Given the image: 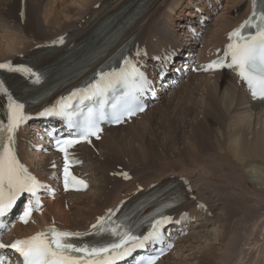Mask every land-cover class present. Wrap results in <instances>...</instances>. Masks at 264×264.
Segmentation results:
<instances>
[{
	"label": "bare ground",
	"instance_id": "1",
	"mask_svg": "<svg viewBox=\"0 0 264 264\" xmlns=\"http://www.w3.org/2000/svg\"><path fill=\"white\" fill-rule=\"evenodd\" d=\"M77 1L79 2L78 6L83 8L86 7V11L89 10L88 15L86 14L87 15L86 20L82 23L81 20L85 19V17H81L78 21L75 22V24L71 25V28L56 27L54 28L55 31L53 30L50 31L51 32L50 34H46V29L40 27L41 24L40 25L38 24L39 22L38 10L39 8H42L44 5L45 7L47 6V4L49 5V0H12L11 2L9 0H0V11L2 13V14L0 13V19H2L1 16H3L5 18L4 21L7 20L13 21V19L16 20L17 23H20L21 29H18L17 26V28L13 27L16 29V30L14 29L13 31L14 32L20 31V33L24 36L33 34L34 37L33 39L37 41L35 43L28 44V46L21 47V49L19 47H18L19 49L16 50L11 49L13 48L12 47L13 31H12L10 35L11 38L9 40L10 43L6 44L4 47L2 46V48L0 47V63L11 62L13 66L28 67L31 68L33 72L41 76L39 83H36L35 77L33 76L26 75L21 72H10L7 69H0V72L4 73L3 76L0 78V81L4 82L5 87L11 91L12 95H14L15 92H18L19 98H21V94L29 87V85L30 87L35 88L36 94L43 93L47 88L48 91H52L53 89H51V87L54 85L53 81L63 78L67 73L62 69L63 65H65L66 59L60 56L61 55L65 56L63 50L69 45H71V42L82 43L81 45L79 44L76 45V47L79 50L75 52V55L80 57L79 59L80 63L79 64L74 63V69L78 70L79 73L83 74L86 72V70H91V66L87 63L88 58L84 55L83 52V49L84 47H86V45L90 46L94 51V53H100V51L103 49H110V48L114 49L115 47L128 41L129 38L134 35H136V39L138 40L140 34L143 32L140 36L142 44L138 46V49L142 51L143 48H147L148 51L147 49L143 50L146 51L147 55L158 58V60L161 61L164 67L168 66L169 68H172L171 65H168L167 63V57L170 56L172 49L175 52L179 53V51L182 48L186 46H191V43H193L194 41L192 39L194 36H196L187 32L186 35L190 37L189 42L187 41L186 44L182 45L177 43L176 41H173L172 46L168 45L170 43L168 40L169 38H166L171 35V31L170 33H167V29L170 30V26L172 27L175 26L174 17H176L179 12L181 13V15H184L182 14L183 12H181L182 9L187 10L189 14H191L190 10L192 9L191 3L193 2V0H191L189 3L186 4L189 5L188 7H186V5L183 4L184 3L182 2L183 0H173L170 7H168V10L170 9V13L167 12L165 13L169 15L163 14L164 16L162 15L163 13L162 11L165 12L166 9L165 8L162 9V7H158L159 5H161L160 2L163 3L162 0H158V2L157 0H77ZM97 1L99 2L94 3ZM165 3L167 6L169 1ZM72 4L75 3L73 2L71 3V5ZM251 5H252V0L229 1V4L227 6L228 8L227 9L225 8L226 11L225 16L220 17L217 20L215 19L214 21V22H220L217 31L215 33L211 32L210 34L204 33L205 35L208 36L205 35L202 36L204 37L201 42V44L203 43L202 44L203 47L199 50L200 55L198 58L199 61L196 64L197 68H199L198 65L200 62L205 61L214 54L217 47H222L224 44H226L229 41V34L233 30L239 28L240 25L244 22L245 18L250 14L252 10ZM1 7L3 9H1ZM156 8L158 10L162 9L160 16H158L157 19L162 18L163 16V20H162L163 26L161 27L159 32H157L154 35H151V31L154 29V27L153 26L151 27V24L149 23L153 22L156 19V14L155 13L152 14V11H154ZM59 13L60 12H58L56 8L53 9V11L49 10L47 14L45 13L46 15L44 16V22L46 23V25H49L54 21L52 17L49 18L50 14L54 15L55 19L58 20V17L56 16H58ZM19 15L23 19L19 18ZM92 16L95 17V20L93 22H91L92 20H90ZM180 17L181 16H178L177 19H179ZM234 17L237 18L239 17V18L237 21L234 22V20H232ZM65 18H68L67 14ZM145 22L149 24L148 25L149 28L148 29L146 28L144 29V31H142ZM37 26L38 29H36ZM211 26L212 25H210V27ZM177 27L178 28L183 27L186 29V27H189V25L186 23H179L177 24ZM104 29H111V34L104 41L95 43L99 41L98 39L99 36L101 35L100 32ZM48 30L50 29L48 28ZM194 30L201 31L202 27L200 28L199 26H196ZM174 31L175 30L173 29V32ZM60 38H63V41H66L68 39L69 42L66 47L60 45V43L57 42L55 44L59 45V48L61 49L57 51L53 50L50 52L44 50L45 46L53 43L54 41H59ZM152 38H157V39L156 41H153ZM206 38L210 42L207 41ZM212 42L214 43L210 45V43ZM168 47H171V50H168L167 49ZM138 49L136 48L135 50L134 48L132 53H134V51L137 52ZM7 51H11V52L7 53ZM144 56L142 54V57ZM92 60L96 62H100V61L104 62L106 59L93 55ZM151 65L156 67L155 64H151ZM190 67L191 66H189L188 64L187 65L184 64L182 68L187 69ZM192 77H198L199 79L198 78L191 79ZM206 79L215 80V81L209 84V80ZM69 82L70 80H68L65 83H69ZM63 84L58 85V87H56L55 90L58 91V89H60L61 85ZM180 91L184 92L187 95L188 94L191 95V93L198 91L195 95L197 96L200 93V95L203 96L202 97L203 99H194L192 97H189L190 100L184 104L186 105L185 108L186 110L185 109L183 110L185 114V119L178 120L176 116L175 120L173 121L175 128L172 132L174 133L175 137L173 136L172 138L165 140L166 139L165 136H164L165 139H163L161 136L159 137L160 139L159 140L157 134L158 144L159 141L162 140L161 147L163 150H165V153L168 154V155L166 154L164 155L167 156L166 158L170 159L172 157L169 156V153L171 155L176 156V153L178 151L180 155H184L185 157L190 156L191 158H193L192 161H195L196 162L195 164H202L200 163L201 160L203 162L205 157L208 159L209 156L215 160V161L213 160V163L215 162L217 163L216 159H218L219 163L220 162L226 163L228 167L231 166L232 168V172H230L231 178L229 177L230 176L229 174L226 175L229 169L228 167L227 168L223 167L224 163L223 164L220 163L221 165L219 166L218 171H221L220 175H222L224 178L227 176L229 178L228 181L232 185H235L237 187L234 188V190L239 191V194L242 195L239 194L238 195L235 194V195L241 196V198H238L237 196L235 197L230 196L231 198L228 199L227 198L228 196L225 194L228 193L226 192L225 189L226 187L224 188L221 186L213 187V183H210L208 181L209 177H205L203 178V180L206 181V185H208L210 188H212L215 191L214 194H211L209 198L208 197L204 198L202 194L198 193L194 185H193L194 190L191 193L190 190H188L187 188V183L185 182L184 177L180 176L181 173L177 174L176 177L165 176L162 179L157 180L152 184L148 185L147 187H144L141 191L135 189H133V191L129 190L127 191L126 194H121V196L119 197L115 195L114 192H112L111 182H120L119 179L123 177L122 174L127 173V170L126 172L125 170H123L125 162L120 163L122 159H124L121 158L122 155L120 150L122 148L120 142H125L124 139L128 140L126 144L125 143L123 144L124 147L127 145V147L130 148L133 142L131 140L132 137H136V136L139 137V135H137L136 133L140 131H143L142 134L144 135L145 134L144 132L146 131L145 129L147 123L144 126L141 123V125L138 127L137 126L131 127V129L127 130L124 134H117V132L119 133L122 129H126L127 125L131 124V122L133 121L135 122V120H138L139 118H144V116L149 112L148 111L149 109H154L161 104V101H159L158 104L152 106L151 108H147L143 114H139L135 118L129 120V122H124L122 125L117 126V128H107L104 131L101 140L102 139L110 140L111 142L109 143H111L110 146L111 149H105L104 151L103 149L104 144L101 142L100 143L94 142L93 146H89V148H87L86 146H79L74 148L75 152L77 151L80 152V153L77 152V155L81 158L83 155H86L88 159L89 158L96 159L97 156H101L103 158L102 162L99 164L98 170H100V174H102V172L105 171L104 175L102 174V184L103 185L104 183L106 184V190H104V192H98L96 195V200L94 201V203L97 201L95 203L98 207L97 210H93L90 216H86L83 219H80L78 223L76 222L78 221L77 219L78 217H76V220H70L71 219V218L69 219L70 215L67 214V212H72L70 211L72 207L69 206V204L71 203L70 199L71 198L75 199L76 197H80L81 202L76 203L75 205L76 207H74L75 210L79 209L78 208L79 204L88 206L89 201L82 199L83 198L82 193H76V194L62 193L61 197H59L61 201L57 200L58 197H56L54 201L48 203V208H46L45 210L46 214L44 213L45 216L43 217L44 224L45 225L52 224L53 222L54 228H56L57 230L61 229L60 231H64L63 229H65L71 232L88 234V235H84L82 239L79 241L81 243H87L96 237L95 235H91V233L95 231L92 228V224L95 221H97V219L100 217H107L109 215L110 209L113 212H115V216H116L124 206L127 205L131 206L135 201L142 198L143 194L146 193L147 191L150 194H154L162 197L167 193L166 183L170 182L171 183L170 189L171 191H173L174 195L176 196L183 195L185 196V200L186 199L188 200L189 198H191V196L194 197L190 203L182 206L183 208H185V211L183 210V212L181 213V215H185L188 218H190L192 214H196V219H195L196 223L195 225L193 224L196 227H193V229L207 230L209 226L214 225L213 224L214 219L218 220L219 216L217 215V217L214 218L216 214L215 216L214 214H212L213 206L211 205L209 199H211L212 202H219V205H221L220 210L223 211V213H221L222 215L220 216V222L218 221V223L221 224V227L219 225L220 232L215 233L213 231H205L206 233L203 234V239H205V242H207L208 240L209 241L218 240L219 244H222L223 242H225L222 241L224 237L223 234L226 233V237H224L226 238V242L222 245L221 250L218 251L221 254L216 253L217 248L215 247V245L209 243L207 245L208 247L206 246L207 249H204L203 253L198 252L201 255L200 257L196 258L197 262L195 264L227 263L232 258L231 255L236 254V250H238V245L242 240L241 238H239L241 227L244 228L246 225L245 222L249 220L250 217H253L254 213L257 212V209L255 208L254 204L249 203V201L251 202L253 199L247 201L248 200L247 198L248 196H246L247 192L244 193L246 189L243 190L244 189L243 183L245 182V180L246 181L249 179L252 180L255 189H258V191L256 190L258 194H256L257 192L255 193L256 196L264 195V165H262V163H264V113L261 112L262 114L260 115V117L258 116L259 118L257 119L255 118L253 119L254 116L250 118L246 115L244 116L245 117L244 118L242 117V114H240L241 117H239L238 115L235 116H231V115H233L235 111L237 112L239 108H243V107H245L244 109L250 108L251 110L256 111L261 108L260 107L261 105L264 104V100L256 101L249 96L247 91L245 93L244 85L242 81L238 79L233 74L232 71L231 72L221 71V72H216V74L202 73L201 75H195V73L193 72L191 75L188 76L187 80H185V82L181 84ZM177 107L178 104H175L174 110L178 109ZM244 111L246 112V110ZM255 125L256 126L258 125L260 127L259 130H256ZM150 126L151 125H149V127ZM31 127H34V125H32ZM133 131H135L136 133H133ZM172 132L170 131V133H168V137ZM249 134L251 135L250 139L248 138ZM135 141L137 140L135 139ZM168 143H172L176 145L175 147H177V145H180V148L168 149L167 148ZM142 144L143 143L141 140V145ZM127 147L125 148L127 154H130L132 156V153L134 151H135L134 153H138L137 157L140 154V157L138 158L136 157L137 160L136 161L134 160V163L136 164H140L141 162L140 163L138 162L140 160L147 161V159L152 160L153 164L162 161L161 160L162 157H160V155L157 154L158 151L155 152L156 148H152L150 144H147V142H146V147L132 146L131 150L127 149ZM98 149L100 152L98 151ZM153 149L155 151H153ZM111 150L113 153L115 152V150H118V155L119 153L120 155L112 162L109 161L111 162L110 164H107L104 162V160L105 157L111 158L113 156V155L110 156L109 151ZM125 151L123 152L126 153ZM143 152H145L146 154H144ZM22 155L27 163V166H30L31 159L33 157H36V154L32 151H27L26 153L22 152ZM40 158L41 160H43L42 164L44 163L45 167L51 164L47 162L48 160L49 161L53 160V158L48 155L40 156ZM212 159L211 160L208 159V160L212 161ZM114 162H117V165H121V167L119 168L120 170H117L116 166L115 167L113 166ZM127 163L129 164V162ZM204 163L205 165L208 166L206 162ZM210 165L212 164L210 163ZM209 167L210 166H208L207 168ZM207 168H206V174L210 173L209 175L212 176V178L210 179H213L214 177L217 180L219 175L218 177H216L217 175L215 176V174L216 173L219 174V172L216 171L215 173L213 171L209 172V169ZM216 168L214 167V169ZM75 170L77 172L79 171V173L81 171L80 168L78 167H76ZM48 171L50 172V170ZM119 171H123V172L119 173ZM38 176L41 180H43L42 176L40 175ZM105 176H110V178L105 179L104 178ZM243 178H245V180H243ZM225 179L227 180V178ZM108 190L111 191V194L107 197L108 199L105 200V204L100 207L101 204H98L99 203L98 200L101 197H105V193ZM113 196H116L115 199ZM66 200H67L66 202L67 205H65ZM76 200L77 199H75V201ZM107 201L112 202V203L109 202L111 203L109 207H106ZM257 203L259 202L256 201L255 204ZM200 204L202 205L200 206ZM203 207H206L205 210ZM192 208L194 210H197L198 213L192 212V214L189 215L186 209L191 210ZM82 209H80L79 212L83 211ZM117 209L119 210L117 211ZM239 212L242 213L243 215H241ZM70 214L72 215L74 213H70ZM115 216H113L112 219ZM81 220H84L86 222H83ZM74 222L76 223L74 224ZM64 223H70V224L66 226L64 225ZM16 229L19 230L16 236L18 238L23 237L24 235H29L33 230L37 231V229L35 228H33V230L31 229L30 231L29 228L20 225L17 226ZM8 237L9 236L5 235L4 239H8ZM187 237L179 238L178 240L180 243H183L184 241H187ZM192 239H196V237L193 236ZM177 248L178 245L177 247H175V249L172 252L169 253L168 256L164 257L162 262L165 259L169 258V256H171L172 253L177 250ZM158 264H160V262ZM179 264H186V263L179 262Z\"/></svg>",
	"mask_w": 264,
	"mask_h": 264
},
{
	"label": "snow or ice",
	"instance_id": "2",
	"mask_svg": "<svg viewBox=\"0 0 264 264\" xmlns=\"http://www.w3.org/2000/svg\"><path fill=\"white\" fill-rule=\"evenodd\" d=\"M252 4L251 16L229 34L230 43L224 55L212 61L205 70L235 69L240 80L251 91L253 98L264 99V0H252ZM250 27L256 29L255 34L244 35V30ZM57 42L63 43V38L53 43ZM136 55L141 56L142 51L138 49ZM124 65L125 67L119 71L98 72L94 81L73 90L68 97L61 98V101L52 108L39 113L41 116L65 117L69 128L79 129L75 136L68 137H57L54 132L49 133L55 140L57 149L64 153L65 190H68L70 182L73 186L87 187L84 180L71 176L68 149L80 142L91 143L89 137L92 136L99 139L101 131L99 120L104 119L106 115L102 107L98 115L95 109L89 108L84 121L73 124L71 117L74 113L70 109H73L75 105L69 101L76 100L83 103L86 100L95 99L102 106L108 93L123 84L127 90L121 99L112 105V113L108 117L111 122L121 123L125 117L144 111L138 98L150 87V81L132 59L125 58ZM0 69L33 76L36 83H39L41 79V76L33 72L31 68L13 66L11 62L0 63ZM0 96L7 99V122L0 120V217L11 212L17 202L27 196L30 202L25 205L22 214L18 217L21 222L27 224L34 209L39 210L41 207L38 193L46 185L32 175L20 161L15 147V137L19 127L31 118L25 114V104L12 95L3 81H0ZM122 175L125 179L130 178L127 173ZM176 202L173 200L172 203H166L156 209L159 218H152L150 230L143 235L134 234L133 226L128 223L127 217L123 219L118 217L113 220L115 212L110 209L107 217L98 218L97 223L92 225L95 231L91 235L109 234L115 237V240L81 243L79 241L82 237L88 234L60 231L51 227L31 237L17 239L11 245L0 243V250L11 248L22 257L23 264H120L132 257L138 249H146L149 244L163 241L162 229L165 225L172 223V217L163 215V208L172 207ZM165 251L166 249L161 248L152 255L141 256L136 260V264H156ZM0 264H3L2 258H0Z\"/></svg>",
	"mask_w": 264,
	"mask_h": 264
},
{
	"label": "rangeland",
	"instance_id": "3",
	"mask_svg": "<svg viewBox=\"0 0 264 264\" xmlns=\"http://www.w3.org/2000/svg\"><path fill=\"white\" fill-rule=\"evenodd\" d=\"M9 1L11 2L12 0H9ZM162 1H163V3L160 2L161 5H159L158 7H162V9L165 8L166 10L164 12V11H162V9L158 10L156 8L155 9L156 11L155 10L152 11V14L153 13L156 14V19H157L158 16H160L161 11L163 12L162 15L163 14L164 15H169V14H165L166 12L170 13V9L168 10V7H170V5H171L173 0H165V1L162 0ZM167 1H169V3L166 6L165 2H167ZM189 1H191V0H189ZM189 1L188 0H183L182 2H184L183 4L186 5V3L189 2ZM229 1L228 0H224V3H223L224 9L220 12L219 17H217V18L215 17L216 20L218 18H220V17L225 16V14H226L225 8L226 9L228 8L227 6L229 4ZM73 2L75 4L71 5V3H73ZM98 2L99 1L94 2V3H98ZM157 2H158V0H157ZM78 3L79 2L77 0H49V5L47 4L46 7L44 5L42 8H39V10H38V13H39V22H38V24L39 25L41 24L40 27L46 29V34H50L51 33L50 31H53V30L55 31L54 28H56V27H69V28H71V25L75 24V22L78 21L81 17H85V19H86L87 15H88V12H89V10L86 11V7L83 8V7L78 6ZM67 6H68V8H67ZM64 7L67 8V9H65ZM55 8L57 9L58 12H60L59 15L56 16V17H58V20L55 19L54 15L50 14L49 18L52 17L54 19V21L51 24L46 25V23L44 22V16L48 13L49 10L53 11V9H55ZM1 9H3V8L1 7ZM0 13H1V11H0ZM66 14L68 15V18H65ZM40 15H41V17H40ZM177 15L179 16L181 14L178 13ZM163 16H162V18H159L157 20L155 19L153 22L149 23V24H151V27L152 26L154 27V29L151 31V35H154L157 32H159V30L163 26V23H162ZM178 16H176V18L174 17V19H177ZM1 17H2V19H0V40H1V42H0L1 46L0 47L2 48V46L4 47L6 44L10 43L9 40L11 38L10 35H11L12 31L15 28H17V26H18V29H21V25H20V23H17L16 20H14V19H13V21L12 20L4 21L5 18L3 16H1ZM19 18H22V17L19 15ZM238 18L234 17L232 20H234V22H235V21L238 20ZM85 19H82L81 22H84ZM177 22L178 21H176L175 23L177 24ZM219 23L220 22H214L213 21V23L211 24L212 26L211 27L209 26L210 28H208L205 33H208V34H210L211 32L215 33L217 31ZM144 24L145 25L143 26V30L142 31H144V29H146V28L147 29L149 28L148 27L149 24L147 22H145ZM13 27H15V28H13ZM48 28L50 30H48ZM31 29H32V26H31ZM36 29H38V26L36 27ZM173 29L175 30L174 32H173ZM170 31H171V35H172V33L173 34L176 33L177 34L176 36L179 39L178 34H180V32L178 31V29L176 27L170 26V30L167 29V33H170ZM205 36H208V35H205ZM12 37H13V43H12L13 44L12 45L13 48H11V49H15V50L19 49V48L21 49V47L28 46V44H30V43L37 42L35 39H33L34 38L33 34L24 36V35H22L20 33V31H18V32H14L13 31ZM150 38H151V36H150ZM152 39H153V41L156 40V38H152ZM207 41H209V40L207 39ZM213 43L214 42L210 43V45H212ZM22 44H23V46H22ZM139 44H142L141 40L139 41ZM10 52L11 51H7V53H10ZM195 75H200V74L195 73ZM187 78H185L183 80V82H185V80H187ZM193 78H198V77H192L191 79H193ZM210 79H212V78H210ZM210 79H206V80H209V84H211V83H213L215 81V80H210ZM180 87H181V84L177 88H175L174 93L169 94V96L162 97L161 100H160L161 104L158 107L154 108V109H149L148 110L149 112L144 116V118H139L138 120H135V122L134 121L131 122V124L127 125L126 129H122L119 133L117 132V134H124L127 130L131 129V127H136V126L138 127V126L141 125V123L144 126L147 123L146 129H145L146 131L144 130L145 131L144 135L142 134L143 131H140L138 133L133 131V133H136L137 135H139V137L138 136L132 137L131 140L133 142L131 141L132 145L130 146V148H128L127 145L124 147V144H123V143L126 144V142H128V140L124 139L125 142H120L121 148H122L120 150L121 155H122L121 158H124V159H122V161L120 163L125 162L123 170H125V172L127 170V174H128V176L130 178L129 179H125L124 176H123L121 178L122 180L119 179L120 182H111V184H112L111 185V190L118 197L121 196V194H126L127 191H129V190L133 191V189L138 190V189H142L144 187H147L148 185L152 184L153 182H155L157 180L162 179L165 176L166 177H169V176L170 177H176L177 174H180V173H181L180 176H183L185 182L187 183L188 190H190V192L192 193V191L194 190V187H195V189L198 191V193L202 194V196L204 198H206V197L209 198L211 194L215 193V191L212 188H210L208 185H206V181L203 180V178H205V177H209L208 181L210 183H213V187H220V186L223 187V188L226 187L225 189H226V192H228V193H225V194L228 196L227 197L228 199H230L231 197H235V196H237L239 194V191L234 190V188H237V187L235 185H232L228 181L229 178L226 176L225 177V178H227V180H226L222 175H220L221 171H218L219 166L221 165L220 163L223 164L224 162H220L219 163L218 159H216L217 163L216 162L213 163L214 159H212L209 156L208 159L209 160L212 159V161H209L205 157L204 161L202 162V160H201V162H200L202 164H195L196 162L192 161L193 158H191L190 156H186L185 157L184 155H180V153L178 151L176 153V156L171 155L169 153V156L172 157L170 159L166 158L167 156L164 155L166 153H165V150H163L162 147H161L162 146V140L159 141V144H158L159 137L162 136L163 139L166 138L165 140H167L169 138H172L173 136L175 137L174 133L172 132L174 130V128H175V126L173 124V121L175 120L176 116H177L178 120L185 119V114H184L183 110L186 108V105H184V104L187 103L190 100L189 97H192L194 99H203L202 98L203 96H201L200 93L197 96L195 95L198 91L194 92V93H191V95L190 94L187 95L184 92L180 91ZM167 97H168V99H167ZM175 104H178V107H177L178 109H176V110H174V105ZM260 107L261 108L256 110V111L251 110L250 108H248L250 110L249 111L248 109H244L245 107L239 108L237 112L234 110L236 113L234 112L235 114L233 113V115H231V116L238 115L239 117H241L240 114H242V117H244L246 115V116L252 118L254 116L253 119L254 118L257 119L262 114L261 112L264 113V104L261 105ZM244 110H246V112ZM252 112H253V114H252ZM149 125H151V126L149 127ZM255 128H256V130H259L260 127L257 125ZM170 131L172 133L168 137V133H170ZM157 134H158V139H157ZM164 136H165V138H164ZM248 136H249L248 138L250 139L251 135L249 134ZM146 137H147V139H146ZM148 138H151V139H148ZM135 139L137 141H135ZM141 140H142V143H143L142 145H141ZM154 140H155L156 143L154 142ZM109 142H111V141L110 140H105V139L101 140V143L104 144V145L102 144L104 151H105V149H111L110 148L111 143H109ZM146 142H147V144H150V146L152 148H156V151L154 149H153V151H155V152L158 151L157 154H159L160 157H162V159H161L162 161L161 162L153 164L152 160H148L147 159V161L146 160L145 161H141L140 160L138 162L139 163L141 162V163L140 164H136V163H134V160L136 161L137 158L140 157V154L137 157L138 153H134L135 152L134 151L132 153V156H131L130 154H127V152L125 151L126 147H127V149H130V150L132 149V146H140V147L143 146V147H146ZM151 143H153V144H151ZM120 144H119V147H120ZM105 145H106V147H105ZM175 146L176 145H174L172 143H168L167 144V148L168 149H175V148L178 149V148H180V145H177V147H175ZM118 150H115L114 153L112 152V150L109 151L110 156L111 155H113V156L111 158L105 157L104 162L107 163V164H110L113 160H115L120 155V153L118 155ZM98 151H99V149H98ZM123 151H125L126 153H124ZM78 153H80V152H78ZM109 153H107V154H109ZM143 153L146 154L145 152H143ZM124 154H125V156H124ZM166 155H168V154H166ZM83 156L81 158V160L83 162L78 167H80V170H81L80 174L85 176V177H87L88 182H89V184H91V186L86 192L82 193V195H83L82 199L89 201V203L87 202L88 206L79 204V206H78L79 209L75 210L74 207H76L75 206L76 203L77 202L80 203L81 200H80V197H76L75 198V199H77L76 201H75L74 198H71L70 199L71 203L69 204V206L72 207L70 209V211H72V212H67V214L70 215L69 216V219L71 218L70 220H76V217H78L77 218L78 221H76L77 223L79 222L80 219H83L86 216H90L92 214L93 210H97L98 207L95 204L97 201L94 203V201L96 200V195H97L98 192H104V190H106V184L105 183H104V185L102 184V174L104 175L105 171L102 172V174H100V170H98L99 164L102 162L103 158L101 156H97L96 159H91V158L88 159L86 155H83ZM173 156H174V158H173ZM206 159H207V161H206ZM40 160H41V158L39 160L33 158V161L31 162L32 163L31 167H32V169L35 172H37V173H39L41 175H44L46 170L44 168V165L42 164L43 160H41V161ZM109 161H111V162H109ZM126 161L129 162V164ZM204 162H206L208 164V166H210V167L207 168L208 166L205 165ZM150 163H151V165H150ZM210 163L212 165H210ZM223 165H222L223 167H226V168L228 167V165L226 163H224ZM262 165H264V163H262ZM113 166L114 167L116 166V169L120 170L119 168L121 167V165H117V162H114ZM214 167L215 168L217 167V168L214 169ZM206 168L209 169V172H211V171H213L214 173H215V171L219 172V174L216 173L215 176L217 175L216 177H218V175H219L220 178L218 177L217 180L214 177H213V179H210V178H212V176L209 175L210 173L206 174ZM228 169L229 170H228L226 175L229 174L230 175L229 177L231 178V173H230V172H232L231 166H229ZM122 172L123 171H119V173H122ZM174 173H176V174H174ZM104 178L105 179H109L110 176H105ZM243 180H245V178H243ZM244 183H243V188H244L243 190L246 189V191H244V193L247 192L246 193V196H248L247 197L248 198L247 201H249L250 199H253L251 202L249 201V203L254 204L255 208L257 209V212L254 213L253 217H250V219L245 222L246 225H245L244 228L241 227L239 238H241L242 240H241V242L238 245V250H236V254L231 255L232 258L227 263H222V264H264V229H263L264 228V195L263 196H258V195L256 196L255 195V193L258 191V189H255L251 179H249L247 181L245 180ZM193 185H194V187H193ZM249 188H251V189H249ZM240 189H241V187H240ZM252 191H254V192H252ZM110 194H111V191L108 190L105 193V197H101L98 200L99 201L98 204H101L100 207L105 204V200L108 199L107 197ZM235 194H237V195H235ZM256 194H258V192ZM61 195L58 196L57 200L61 201V199H59V197H61ZM239 195H242V194H239ZM113 197L115 199L116 196H113ZM237 197L241 198V196H237ZM193 198L194 197L191 196V198L188 199L187 202L185 204H183V205H187L188 203H190L193 200ZM213 200H215V199H213ZM209 201L211 202V205L213 206V209H212L213 213L212 214H214V216L216 214V216L214 218H216L217 215H218L219 216L218 220L214 219V222H213L214 225L209 226L207 228V230L192 229L189 232V234L186 235V236H188L187 237V241H184L183 243L179 244L177 250L174 251L173 255H171L169 257L171 259L167 258L163 262H161L160 264H175V263L179 264V262H183V263H186V264H195L197 262L196 258L200 257V255H201L198 252H202L203 253L204 249H207V247H208L207 245L209 243L214 244L215 247L217 248L216 249L217 251L215 250L216 253H219L218 251L221 250L222 245L226 242V238H224V237H226V233L223 234L224 237H223L222 241H225V242H223L222 244H219L218 240H215V241H211V240L209 241L208 240L207 242H205V239H203V234L206 233L205 231H213L215 233H218V232H220V227H221V224L218 223V221L220 222V216L222 215L221 213H223V211L220 210L221 209V205H219V202H212L211 199H209ZM256 201L259 202V203L255 204ZM66 202H67V200L65 201V205H67ZM109 202H111V201H107L106 207H109L111 205L112 202L111 203H109ZM46 208H48V204H47ZM214 208H215V210H214ZM80 209H82L83 211L79 212ZM175 211L177 213L181 212L180 208H177V210H175ZM190 212L191 213L192 212L196 213L197 211L192 208ZM70 213H74V214L71 215ZM45 214H46V212H45ZM240 214L243 215L242 213H240ZM81 221L86 222L84 220H81ZM81 221H80V223H81ZM76 222H74V224ZM68 224H70V223H64V225H66V226ZM43 225H44L43 217L38 215L33 220V223L31 224V226L30 227H26V228H29V230L31 231V229L33 230V228H39L40 226H43ZM219 225H220V227H219ZM262 229H263V231H262ZM17 233H18V231H16L13 234V236L17 235ZM193 236H195L196 239H192ZM219 254H221V253H219Z\"/></svg>",
	"mask_w": 264,
	"mask_h": 264
}]
</instances>
